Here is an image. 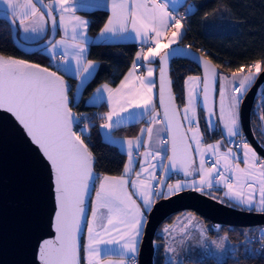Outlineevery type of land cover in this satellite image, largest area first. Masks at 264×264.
Listing matches in <instances>:
<instances>
[{
    "label": "snow or ice",
    "instance_id": "6c2138e0",
    "mask_svg": "<svg viewBox=\"0 0 264 264\" xmlns=\"http://www.w3.org/2000/svg\"><path fill=\"white\" fill-rule=\"evenodd\" d=\"M181 6L179 0H98L94 5L80 0H47V3L44 0H0V14L8 18L10 26L37 36L45 33L49 24L53 33L57 29L63 32L61 39L49 41L47 51L60 70L79 78L78 90L87 84L96 70V62L87 60L85 55L89 43V21L76 15L78 9L97 7L110 10L111 15L100 30V36L106 40L138 38L142 45L131 69L119 84L116 87L101 84L85 102L107 104L108 111L99 114L103 121L99 127L107 130V140L119 143L128 157L124 172L118 177L100 176L94 172L95 157L84 139L93 122L83 113L73 111L71 105L74 101L78 103V99L76 96L70 98V85L64 76L39 64L0 55V110L14 118L50 172L54 236L38 244V264H141L147 213L152 211L155 198L167 199L185 189L204 192L214 184H223L227 189L225 196L233 200L235 206L264 213V159L244 141L239 146L243 149L242 157L231 147L221 151L220 140L204 144L197 118L198 104L206 110L208 117L215 115L212 96L218 91L221 131L229 138L237 137L240 134L243 97L258 76L264 73V61H253L247 70L241 65L229 76L221 74L211 61L203 60V77H188L185 82L187 102L182 110L178 109L168 75V62L171 55L183 54L178 44L183 35L182 21L185 17L176 14ZM169 29L174 31L169 34ZM173 45L177 48L173 49ZM157 60L162 119H158L160 112L154 92L156 69L153 65ZM141 61L146 69L144 74L137 71L142 67ZM201 83L202 92L199 91ZM145 116L148 127L142 128L136 137L117 141L111 136L114 128ZM157 124L164 127L154 128ZM211 127L215 128V125L211 124ZM161 132H167L171 138L168 163L162 162V151L166 150L168 141L160 138V150L153 153L150 147L146 149L142 155L148 166L141 164L140 171L135 173L136 178L130 180L134 153L145 144L150 146L154 134L159 137ZM145 134L147 141L144 140ZM208 154L215 158L211 166L207 164ZM149 158L160 161L159 166L166 174L175 170L185 177L199 178L166 184L165 177L157 178V164L151 163ZM153 181L162 187H156ZM129 186L135 192L129 191ZM93 191L95 199L90 201ZM134 197H138L140 202ZM89 208L90 216L87 215ZM186 219L188 223L180 228L184 237L181 244L185 239H191L188 225L192 224L194 217ZM85 228L87 240L82 242ZM162 231L171 236L175 229L166 226ZM199 232L198 243L207 247L205 230L200 228ZM226 240V236L221 237L213 240L212 244L223 251ZM259 240L264 241V234ZM240 244L246 256L264 258V246L256 249L250 246V239ZM161 246L167 253H176L171 243L155 245L156 248ZM227 251L236 256L239 248L234 246Z\"/></svg>",
    "mask_w": 264,
    "mask_h": 264
},
{
    "label": "trees",
    "instance_id": "16d2710c",
    "mask_svg": "<svg viewBox=\"0 0 264 264\" xmlns=\"http://www.w3.org/2000/svg\"><path fill=\"white\" fill-rule=\"evenodd\" d=\"M189 4L193 5L191 10L188 9ZM180 11L184 12L186 21L185 32L180 43L189 45L204 54L218 66L220 73L230 74L241 65L248 67L255 60L264 61V0H185ZM84 12L89 17V33L92 35L98 33L108 18V10L97 8ZM138 48L139 45L135 42L92 43L89 46L88 57L97 60L99 66L94 76L85 85L78 103L74 101L71 106L78 113L87 112L91 115L93 126L84 135V139L95 157L93 168L98 175L122 173L127 155L118 146L104 139L102 135L99 127L101 122L99 114L104 111L105 106L103 104L95 106L85 102L99 84L109 82L115 85L120 81L131 66ZM0 54L14 56L49 68L53 67L50 64V57L44 50L31 54L20 51L12 39L10 23L1 17ZM190 74H200L203 77V69L188 56H175L171 62L170 76L178 107L184 103V80ZM69 82V95L73 97L75 79L69 77ZM261 116H264V84L256 96L251 115L255 135H257L255 121L259 124L257 129L264 132V120H261ZM201 122L208 139L217 135L216 132H211L206 127L204 116H202ZM116 131L128 132V127L117 128ZM256 138L259 137L256 136ZM258 141L261 143L259 139ZM261 144L263 145V143ZM173 180L174 176L170 174L166 179V184ZM214 192H218V190ZM93 194L94 191L90 194V201ZM174 215L167 217L159 226L155 237L156 242L161 240V236L158 234L161 226L165 222L171 221ZM203 219L208 224L210 223L211 233L223 230L232 241L243 240L247 233L254 232L256 228L255 226L229 225H220L215 228L211 221ZM82 242H84L83 237ZM163 262L164 252L160 248L157 253L155 251L154 264H163ZM196 262L198 264H237V262L238 264H264V258L260 256L248 257L242 253L239 256L228 255L222 260L208 258L206 260L197 259Z\"/></svg>",
    "mask_w": 264,
    "mask_h": 264
},
{
    "label": "water",
    "instance_id": "95a60500",
    "mask_svg": "<svg viewBox=\"0 0 264 264\" xmlns=\"http://www.w3.org/2000/svg\"><path fill=\"white\" fill-rule=\"evenodd\" d=\"M0 17L8 21L4 15L0 14ZM11 32L16 47L27 54L43 50L50 45L49 41L53 42L58 35V29L55 33L51 30L46 40L38 44H30L20 39L16 27L11 26ZM178 47L183 54H174L169 57L170 79L172 59L180 55L190 57L202 69V61L209 60L219 71L212 60L195 48L181 43ZM172 48L176 49L177 45ZM263 83L264 73H261L245 93L240 107L241 124L246 140L262 158H264V146L256 138L251 115L257 93ZM160 114L162 119V108H160ZM168 138L169 155H171L172 145L169 135ZM171 171L175 170L164 173L165 181ZM184 210L194 211L211 221L215 228L220 225L240 227L264 225V213L235 207L204 192L185 189L167 199H157L152 211L147 214L148 223L142 238L141 264H154L157 243L155 237L159 226L170 215ZM53 216L54 197L48 167L14 118L0 110V264H38L36 259L38 244L43 239L54 236V230L51 227Z\"/></svg>",
    "mask_w": 264,
    "mask_h": 264
},
{
    "label": "crops",
    "instance_id": "0c3cea01",
    "mask_svg": "<svg viewBox=\"0 0 264 264\" xmlns=\"http://www.w3.org/2000/svg\"><path fill=\"white\" fill-rule=\"evenodd\" d=\"M45 3H47V0H44ZM81 3H84V4H87V5H94L95 3L98 2V0H80ZM105 2H107V0H105ZM185 2V0H179V3L182 5L183 3ZM180 8L178 9L177 12H180ZM193 8V5L192 4H189L188 5V9L191 10ZM92 9H97V7H86V8H80L76 11V15L77 16H80L81 18L83 19H86L89 21V17L88 15L84 12V11H87V10H92ZM100 9H105V8H100ZM108 10V9H107ZM111 15V12L110 10H108V17ZM108 19V18H107ZM107 22V20H106ZM105 22V23H106ZM89 26V25H88ZM104 26V25H103ZM103 28V27H102ZM101 28V29H102ZM17 29V28H16ZM100 29V30H101ZM100 30L98 33L92 35L89 33V31L87 30V37H88V50H89V46L92 44V43H108V42H135L139 45V48L137 50L140 51L141 49V42L139 41L138 38H129V39H109V40H106L105 38L101 37L100 36ZM171 31H174V29H169V34L171 33ZM50 32H51V25L49 24L48 26V30L43 33V34H40L39 36H37L36 34H32V33H24L22 30H18L17 29V33H18V36L20 37L21 40L27 42V43H30V44H38V43H41L42 41L46 40L49 35H50ZM185 32V25H184V31H183V34ZM134 36V34H132ZM183 36V35H182ZM63 37V32L60 31L58 29V35L57 37L55 38V40H59ZM182 38V37H181ZM54 40V41H55ZM53 41V42H54ZM181 41V39H180ZM179 41V43H180ZM164 43L167 42V40H164L163 41ZM174 46V45H173ZM146 47V46H145ZM50 48V45H48L47 47H45L43 50L46 54H48V56L50 57V64L53 66L51 67L50 69L53 70V71H58L60 75H63L66 82L70 85V82H69V77H73L72 74L70 72H65V71H62L60 70L54 63H53V60H52V57L50 55V53L47 51V49ZM88 50L86 52V59L87 60H93L96 62V70L98 69V66H99V62L97 60H94V59H90L88 57ZM136 52V53H137ZM136 58V54L134 56V59L133 61L135 60ZM30 63V62H29ZM133 63V62H132ZM141 65H142V70L141 71H138L139 73L141 74H144L146 73V69L145 67H143V64L144 62L141 61L140 62ZM42 66V65H41ZM43 67H46V66H43ZM132 67V64L131 66L129 67V69L125 72L124 75L127 74V72L131 69ZM153 67L156 69V72L154 74V80L156 82V89H154V92L156 93V96H155V100H156V106H157V110L160 112V108H159V104H158V88H159V84H158V72H159V63H158V60L157 62L153 65ZM49 68V67H48ZM95 70V72H96ZM95 74V73H94ZM221 74H225V75H231L230 74H226V73H221ZM124 75L122 76L121 79H123ZM94 76V75H93ZM92 76V77H93ZM189 76H193V77H201L202 78V75L200 74H190L188 76H186L185 80H184V103L183 105H181L180 107H178V109L182 110L184 105L186 104L187 102V85H186V81L188 79ZM91 77V78H92ZM75 79V86H74V89H73V92H72V96H76L77 99L79 100L81 95H82V92H83V89H79L78 90V84H79V78L78 77H73ZM120 79V80H121ZM89 82V81H88ZM87 82V83H88ZM120 82V81H119ZM119 82L115 85L113 84H110L109 82H103L101 84H104V83H108L110 84L112 87H116ZM101 84H99L97 87H99ZM96 87V88H97ZM202 83L200 85V89L199 91L202 92ZM95 88V89H96ZM95 89L92 91V93L88 96L87 100L86 101H89L91 99V97L93 96L94 92H95ZM70 96V95H69ZM71 98V96H70ZM201 100H202V96H201ZM212 100H213V106H214V111H215V115L211 116V117H208L207 116V113H206V110L201 106V104H198L197 105V118H198V122H199V126H200V130L201 132L203 133V143L204 144H213L215 143L217 140H220L221 141V151H224L226 150V148L228 147H231L233 148L234 151H236L241 157H242V152H243V149L239 146L237 147H234L232 145V139L234 138L237 142H247L246 140V137L244 135V132H243V129H242V124H241V121H240V134L237 136V137H232V138H229L226 136V134L224 132L221 131L223 125L220 123L219 121V94H218V91L216 93L213 94L212 96ZM105 106V109L103 112H101L100 114L108 111V107H107V104L106 103H101ZM99 104V105H101ZM92 105V104H90ZM99 105H95V106H99ZM139 111V110H137ZM204 113V115H203ZM202 116H204L205 118V122H206V127L211 131V132H216L217 135H215L212 139H208L207 135H206V132L204 131V128L202 127V122H201V118ZM158 119H161V114H160V117H158ZM211 122V123H210ZM103 123V121L101 120L100 124ZM184 126L185 128H187V122L184 121ZM211 124H214L215 125V128H212L211 127ZM128 127V132H119V131H116L117 128H124V127ZM148 127V118L147 116H145L143 119H140V118H137L135 121H132V122H125L123 124H121L119 127H116L114 128L112 131H111V136L113 138H115L117 141H123L124 139H127V138H134L136 137L137 135L140 134V130L142 128H147ZM164 125L163 124H157V125H154V128H163ZM101 132H102V135L104 137V139L107 140L106 138V132L107 130H102L101 129ZM241 134L244 136H241ZM160 138H163L164 140L168 141L167 145L165 146V151H162V162L164 164H167L168 163V160H167V156L169 155V152H170V146H169V138H168V133L167 132H161L160 133V136L157 137L155 134L153 136V140L151 142V145L149 146L148 144H145L144 146H142L137 152L134 153V156H135V160H134V164H133V172L130 174L129 176V179L132 180V179H135L136 176H135V173L140 171V168H141V164H143L144 167H147L148 164L146 161H144V157L142 155V153L148 149L150 147V149L153 151V153H155L157 150H160V144H159V139ZM144 140L147 141V135L145 134L144 136ZM108 141V140H107ZM110 142V141H109ZM113 143V142H111ZM248 143V142H247ZM115 144L116 146H118L122 151H124V149L121 147V145L119 143H113ZM249 144V143H248ZM125 152V151H124ZM126 153V152H125ZM258 154V153H257ZM259 155V154H258ZM209 156H211V154H208L206 158H208ZM260 156V155H259ZM196 161H197V165L199 163V155L197 154L196 155ZM151 160V158H149ZM128 162V157L126 159V163ZM125 163V164H126ZM151 163H154V164H157V168L155 169V174L157 176V178H160V177H163L164 176V171L163 169L159 166L160 164V161L158 160H151ZM241 167H243V164L241 163ZM124 172V169L122 171V173L118 174V175H108V176H114V177H118V176H121ZM174 173H178L176 171H171L170 174H172L174 176V180L171 182V183H175L177 180H185V179H188V180H191L193 178L195 179H198L199 177L196 176V177H185L183 175V173H178L177 174H174ZM105 175V174H104ZM104 175H100V176H104ZM143 178V177H142ZM153 184L156 186V187H161V185L159 183H157V181H153ZM99 186V181H97L96 183V187L98 188ZM163 187H165V190H166V184L163 185ZM206 190V189H205ZM207 190H210L211 193H215L214 191L215 190H218L217 194L218 196H220L221 198H223L226 203L232 205V206H235V202L233 200H231L229 197L225 196V192L227 191V189L225 188V186L223 184H214L213 188L211 189H207ZM129 191H132V192H135V189L131 188V186H129ZM207 192V191H206ZM257 196H258V193H257ZM137 199V202L139 203L140 200L138 197H134ZM95 199V192L93 194V197H92V200ZM159 198H155V200H157ZM237 207V206H236ZM239 208H244V209H247L246 207H239ZM148 214V213H147ZM91 215V210L88 211V216ZM82 236L84 238V242H86L87 240V231H86V228L83 230L82 232ZM113 258H118V257H113Z\"/></svg>",
    "mask_w": 264,
    "mask_h": 264
},
{
    "label": "rangeland",
    "instance_id": "374dc122",
    "mask_svg": "<svg viewBox=\"0 0 264 264\" xmlns=\"http://www.w3.org/2000/svg\"><path fill=\"white\" fill-rule=\"evenodd\" d=\"M2 56H5V55H2ZM5 57H11V58H14L17 60H24V59L17 58L14 56H5ZM245 70H247V67L245 68ZM263 84L261 85L258 93L263 88ZM258 93H257V95H258ZM243 99H244V97H243ZM90 119H91V115H90ZM255 122H256L255 130L257 131L256 136L259 137L258 139L264 145V135H263L264 132L262 133V131H259V129H257V126H259V124L257 123V121H255ZM260 129H261V127H260ZM76 130H78V129H76ZM261 130H263V129H261ZM232 143H233V140H232ZM209 157H212V156H209ZM212 158L215 159L214 157H212ZM262 159H264V158H262ZM206 160H207V158H206ZM207 164H208V166H211V163L207 162ZM178 173H181V172H178ZM178 173H174V174L178 175ZM204 193L211 195L212 197H215L220 201L224 200L223 198L218 196L217 192L211 193L210 190L206 189L204 191ZM223 202H225V201H223ZM188 216L194 217L192 224L188 225V235L191 236V239H185L184 244H181L180 240L183 239L184 237L180 232V228L188 223L187 219H186ZM167 224H169V225H167ZM166 226H171L175 229V231L172 233L171 236H169L168 234H166L162 231ZM200 228H203L205 230V236H206L205 245H207V247L198 243V241L200 239V232H199ZM254 230L256 231V229H254ZM158 234L161 236L160 237L161 240H158L156 245H164L166 243H171L172 246H174L176 248L175 254L167 253L163 246L156 248V250H155L156 253H157V250H159L160 248L163 249V252H164L163 264H198V262H196L197 259L206 260L208 258H211L214 260H222L225 257H227L228 255H231L227 251V249L234 247V246L239 248V252L236 254V256H239L240 254L244 253V247L240 244L241 241L230 240L228 238L227 233L223 232V230L220 232L217 231V232L211 233L210 232V223L208 224L203 219V217H201L200 215H198L197 213H195L194 211H191V210H184V211H181L179 213H176L173 216V218L171 219V221L165 222V224L163 226H161ZM163 234H164V236H163ZM252 235H253V232L247 233L245 235V238H243V241H245L244 239L251 238ZM225 236L227 237V240L225 241V250L222 251V250L216 249L215 245L212 244V241L213 240H219L221 237H225ZM173 237H175L174 241H173ZM204 254H208L209 256L212 255L213 257H208V256L205 257Z\"/></svg>",
    "mask_w": 264,
    "mask_h": 264
},
{
    "label": "built area",
    "instance_id": "2783aa9c",
    "mask_svg": "<svg viewBox=\"0 0 264 264\" xmlns=\"http://www.w3.org/2000/svg\"><path fill=\"white\" fill-rule=\"evenodd\" d=\"M177 15H179V16H184L185 17V14H184V12H182V11H180V12H177L176 13ZM185 19L182 21V23L185 25ZM245 67V66H244ZM246 68V67H245ZM142 70V67L141 68H139L137 71H141ZM243 101V100H242ZM74 112H76L75 110H73ZM78 113V112H77ZM86 117H88V118H90V114L89 113H87V112H82ZM80 127H83V124H81V126ZM78 130L77 131H79L80 129L79 128H77ZM241 136H243L242 134H241ZM244 137V136H243ZM233 140V143H232V145L234 146V147H237V146H240L241 145V142L239 143V142H237L234 138L232 139ZM232 142V141H231ZM213 158L212 157H208L207 158V162L208 163H212L213 162V160H212ZM171 224V223H170ZM167 225H169V224H167ZM256 228V231H254L253 232V235H252V237L251 238H249L251 241H252V244L250 245V246H252V247H255L256 249H261L262 248V246H264V241H261V240H259V237L262 235V234H264V225H257V226H255ZM163 236H164V234H163ZM245 241H246V239H244ZM241 241H243V240H241ZM204 256L205 257H213L212 255H208V254H204ZM204 258V257H203Z\"/></svg>",
    "mask_w": 264,
    "mask_h": 264
}]
</instances>
